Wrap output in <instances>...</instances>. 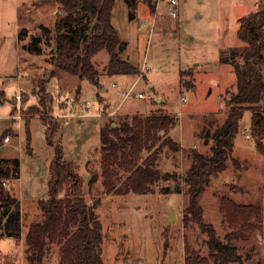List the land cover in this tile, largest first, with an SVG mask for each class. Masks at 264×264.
I'll use <instances>...</instances> for the list:
<instances>
[{
    "label": "rangeland",
    "instance_id": "rangeland-1",
    "mask_svg": "<svg viewBox=\"0 0 264 264\" xmlns=\"http://www.w3.org/2000/svg\"><path fill=\"white\" fill-rule=\"evenodd\" d=\"M37 1L0 0V90L5 93L0 101V159L19 160L18 178L6 180L5 188L21 200V233L24 236L28 224L41 219L37 201L47 196L50 163L60 147L62 158L72 163L87 204L96 205L104 264H185L187 248L207 257L206 234L187 210L182 177L191 162L190 149L209 150L212 139L205 140L206 130L211 133L222 125L236 92L231 66L220 61L221 49L240 44L238 17L264 8V0H178L177 18L168 15L167 0H156L157 4L137 0L134 9L115 0L112 23L125 42L119 53L138 72L107 73L108 56L102 50L93 58L99 70L97 85L63 72L49 76L52 39L42 44V52L23 48L29 34L42 33L37 24L52 30L59 13L57 4ZM22 28L26 36L18 39ZM184 70H193L192 87L181 82L189 78L181 77ZM139 92L144 97H138ZM159 110L176 116L170 136L180 147L162 151L158 169L175 173L177 179L160 180L147 193L106 191L100 127ZM50 119L59 128L49 143L43 121ZM250 120L251 111L246 109L233 139L232 159L210 178L199 199L203 219L221 239L231 228L224 215L226 199L264 208V153L246 134ZM5 135L10 139L2 144ZM171 209L174 219L167 224ZM260 223L263 226L264 219ZM22 234L20 240L0 238V264H29ZM233 243L240 260L230 264H264L262 231ZM58 248L49 244L43 264H58Z\"/></svg>",
    "mask_w": 264,
    "mask_h": 264
},
{
    "label": "trees",
    "instance_id": "trees-1",
    "mask_svg": "<svg viewBox=\"0 0 264 264\" xmlns=\"http://www.w3.org/2000/svg\"><path fill=\"white\" fill-rule=\"evenodd\" d=\"M58 5L52 30L37 24L41 34L31 33L23 48L42 52V44L52 39L53 69L49 76L59 72L86 79L97 85L99 70L93 58L102 50L107 53L104 71L110 74H135L137 66L121 57L119 49L125 45L111 22L115 0H49ZM134 9L137 0H124ZM132 15V12H130ZM51 30V33H50ZM44 35V36H43ZM238 46L221 49L220 61L231 66L235 75L236 92L232 93L222 125L213 132L206 130L205 140L212 143L207 152L191 148V162L182 183L188 196L187 210L193 222L206 234L208 256L186 249L185 264H230L240 256L233 240H247L255 231L264 233V208L258 203L243 204L226 199L227 221L230 230L221 239L210 222L202 216L200 196L211 177L226 167L232 159L233 139L239 121L246 109L251 111L249 133L256 147L264 153V8L238 18ZM26 36V28L18 32V39ZM193 70H184V86L192 87ZM5 93L0 90V101ZM177 122L176 116L159 110L146 115L135 114L100 127L102 184L108 192L147 193L160 180L177 179L175 173L158 169L162 151H176L179 143L170 136ZM45 136L50 143L59 128L56 121L44 120ZM29 139L28 123H25ZM1 144V143H0ZM237 158H233L237 164ZM12 167L10 168V163ZM19 160L0 159V238L20 240L22 214L19 198L2 185L3 180L18 178ZM66 186V187H65ZM41 219L28 224L23 236L24 252L29 264H43L49 244L56 243L58 264H104L102 259V224L95 204H87L72 163L61 156L60 147L50 163L47 196L37 201Z\"/></svg>",
    "mask_w": 264,
    "mask_h": 264
},
{
    "label": "built area",
    "instance_id": "built-area-1",
    "mask_svg": "<svg viewBox=\"0 0 264 264\" xmlns=\"http://www.w3.org/2000/svg\"><path fill=\"white\" fill-rule=\"evenodd\" d=\"M169 9H168V15L173 18L178 17V0H167ZM125 95V94H124ZM138 97H144V94L139 92L137 94ZM16 98L19 99V94L16 95ZM182 101H185V98H182ZM108 114H111V112H108ZM14 117H19L18 115H14ZM246 134H249V130L246 131ZM9 135H5L2 139V144H6L9 142ZM2 185L4 187L8 186V183H6V180L2 181Z\"/></svg>",
    "mask_w": 264,
    "mask_h": 264
},
{
    "label": "water",
    "instance_id": "water-1",
    "mask_svg": "<svg viewBox=\"0 0 264 264\" xmlns=\"http://www.w3.org/2000/svg\"><path fill=\"white\" fill-rule=\"evenodd\" d=\"M37 3H41V0H38ZM157 101L160 102V99L157 98ZM227 103H228V100H227ZM172 219H174V211H173V209H171V211H170V216L167 218V224H168Z\"/></svg>",
    "mask_w": 264,
    "mask_h": 264
},
{
    "label": "crops",
    "instance_id": "crops-1",
    "mask_svg": "<svg viewBox=\"0 0 264 264\" xmlns=\"http://www.w3.org/2000/svg\"><path fill=\"white\" fill-rule=\"evenodd\" d=\"M153 1L156 2V0H153ZM156 4H157V2H156ZM156 4H155V5H156ZM112 10H113V9H112ZM111 16H112V13H111ZM243 16H244V15H243ZM240 17H241V16H240ZM238 18H239V17H238ZM237 20H238V19H237ZM111 22H112V17H111ZM112 24H113V23H112ZM113 26H114V24H113ZM114 27H115V26H114ZM115 28H116V27H115ZM116 29H117V28H116ZM47 59H48V57H44V61L48 62ZM12 186H14V184H12ZM19 200H20V199H19ZM20 202H21V200H20ZM26 228H27V227H26ZM26 228H25V229H26ZM25 231H26V230H25ZM21 234H22V233H21ZM22 238H23V234H22Z\"/></svg>",
    "mask_w": 264,
    "mask_h": 264
}]
</instances>
